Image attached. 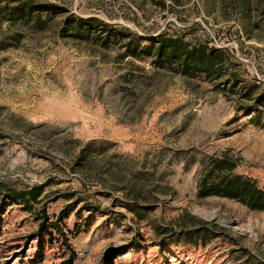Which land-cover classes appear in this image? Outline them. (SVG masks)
I'll return each instance as SVG.
<instances>
[{
    "label": "rangeland",
    "instance_id": "1",
    "mask_svg": "<svg viewBox=\"0 0 264 264\" xmlns=\"http://www.w3.org/2000/svg\"><path fill=\"white\" fill-rule=\"evenodd\" d=\"M24 1L0 0V264H264V209L197 194L215 158L264 188V117L74 23L222 49L239 87L264 94V0H33L53 7L40 25Z\"/></svg>",
    "mask_w": 264,
    "mask_h": 264
},
{
    "label": "trees",
    "instance_id": "2",
    "mask_svg": "<svg viewBox=\"0 0 264 264\" xmlns=\"http://www.w3.org/2000/svg\"><path fill=\"white\" fill-rule=\"evenodd\" d=\"M20 16L24 22L34 21L40 25L41 11L53 10L51 4L44 3L36 5L33 0H26L18 6ZM74 19H72L73 21ZM71 21V22H72ZM77 30L76 36L92 38L98 41L102 47L116 45L120 58H134L143 60L148 58L152 68L172 69L187 77L204 76L219 80V84H226L222 90L238 94L239 98H245L249 102L237 101V110L252 115L251 120L255 124L262 122L264 117V94L257 92L255 83L239 87L238 75L227 68V56L222 49H207L202 45H189L178 36H166L159 33L150 39L141 38L134 33L125 35L117 31L113 26L97 18L77 20L74 22ZM66 27V26H64ZM81 29L85 35L81 34ZM255 94V95H254ZM240 104V105H239ZM234 164L224 158H215L210 167L202 175L199 181L197 194L199 197L219 196L234 199L242 205L253 209H264V188L259 187L256 182L242 174L234 173ZM42 186L32 187L29 190H21L11 194L14 200L28 203L36 200L41 193ZM130 210L135 212L139 218L145 216L148 209L146 205H130ZM46 214L40 223L41 230H45ZM59 264H71V258L62 260Z\"/></svg>",
    "mask_w": 264,
    "mask_h": 264
}]
</instances>
